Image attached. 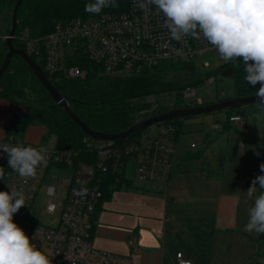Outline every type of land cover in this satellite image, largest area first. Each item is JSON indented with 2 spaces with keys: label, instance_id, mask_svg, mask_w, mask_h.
Instances as JSON below:
<instances>
[{
  "label": "built area",
  "instance_id": "1",
  "mask_svg": "<svg viewBox=\"0 0 264 264\" xmlns=\"http://www.w3.org/2000/svg\"><path fill=\"white\" fill-rule=\"evenodd\" d=\"M18 39L29 56L44 60L45 71L51 76L61 73L68 79L83 78L85 70L68 65L69 58L77 54L102 67L106 74L120 76L140 73L165 61L193 63L202 83H215L214 77L203 74L209 65L201 60L204 51L214 48L203 38L171 39L164 26L163 14L154 5L140 9L134 0H127L122 11L77 17L67 24H59L45 37L33 38L26 30ZM194 86L174 91L180 96L176 106L166 108L167 112L202 106L200 100L195 105L185 102L197 96ZM144 104L146 107L139 112L137 123L148 119L146 114L160 108L156 95L145 97ZM231 121L242 122V118L234 116ZM152 127L155 128L154 135ZM214 127L219 129L221 126L216 124ZM174 133V125L162 122L147 127L142 138L124 145L85 139L88 154L84 157L79 150L45 147L47 163L38 167L34 177H20L8 167L0 191L22 190L26 197V205L13 215V221L38 250L49 256L52 264H132L129 256L100 251L93 246V219L103 199L98 174L112 172L116 180L119 181V176L126 180L132 165L139 181H154L160 174L168 176L173 169L175 147L171 142H176ZM17 144L41 147L12 134L0 141V145ZM192 148L196 146L192 145ZM93 152L95 156L91 157ZM7 162V154L0 150V164ZM58 172H70V176L56 187L52 182L58 178ZM43 187L47 197L46 213L58 218L55 227L44 225L36 217V200ZM128 244L135 247L137 239L131 238ZM176 264H192V261L178 253Z\"/></svg>",
  "mask_w": 264,
  "mask_h": 264
},
{
  "label": "trees",
  "instance_id": "2",
  "mask_svg": "<svg viewBox=\"0 0 264 264\" xmlns=\"http://www.w3.org/2000/svg\"><path fill=\"white\" fill-rule=\"evenodd\" d=\"M17 2L18 0H0V13L5 8H10L13 12ZM92 2L94 0H24L17 15L18 28L13 39L15 48L26 50L23 42L18 39L26 30L29 31L31 37L42 38L54 31L57 25L67 24L77 17L89 18L104 13L118 12L124 10L127 6V0H116L118 7L104 8L99 14H93L85 11V5ZM6 52L7 46L4 43V50L0 51V67ZM30 57L51 79L61 96L69 102L76 116L91 130L103 134L121 133L137 124L140 118L139 112L146 107L142 102L145 97L170 94L174 91L180 92L186 86L203 82L193 63L165 61L152 69L120 76L106 74L102 67L92 63L82 55L75 54L69 58L68 65H77L86 71V75L83 78L68 79L61 73L51 76L45 71L42 58L33 55ZM229 66L233 68L231 79L233 81L234 96L232 98L255 96L260 85L257 84L252 87L244 79L246 73L244 72L243 61L236 59L228 62L218 72L221 73ZM27 89L32 92L33 98L29 103H23L26 108L24 114L11 117L7 134L20 137L31 126L41 125L46 129V133L42 138L44 143L50 137H54L57 148L79 150L83 157L86 156L88 153L85 139L93 142L99 140L88 137L75 124L68 114L48 95L26 62L20 56L15 55L9 68L0 77V99L20 103L19 100L27 96ZM261 105L264 109V104ZM244 108L238 107L227 110L229 114H232L228 125L225 127L227 130H229L232 117H243ZM166 112V109L160 107L152 113L146 114L145 117L151 118ZM187 118L163 122L175 126L176 142L182 134V128ZM146 129L133 132L126 138L114 140V143L124 145L138 140L142 138ZM94 156L93 152L91 157ZM261 163H264V132ZM214 167L216 166L211 161H203V177L213 176ZM7 168L8 162L5 165L0 164V184ZM219 168L221 169V167ZM262 174L264 173L260 170V175ZM98 182L103 192L102 202H104L111 200L113 193L125 185L127 180L123 176H119L118 181L116 175L109 172L98 174ZM258 239L264 242V234H258Z\"/></svg>",
  "mask_w": 264,
  "mask_h": 264
},
{
  "label": "crops",
  "instance_id": "3",
  "mask_svg": "<svg viewBox=\"0 0 264 264\" xmlns=\"http://www.w3.org/2000/svg\"><path fill=\"white\" fill-rule=\"evenodd\" d=\"M25 111L18 103L0 99V141L7 137L11 117ZM43 136L34 125L22 139L38 145ZM210 161L221 167L219 173L205 178L202 165L200 171L190 174L181 206L180 193L171 188L180 178L173 175V169L168 176L160 174L158 182V178L140 181L136 187L127 182L116 191L133 186L134 192H125L122 200L112 196L95 213L93 246L129 256L132 264H176L178 253L192 264H252L257 259L256 264H264V242L257 233L244 231L247 211L242 190L232 192L224 181L223 165ZM133 237L137 244L130 247Z\"/></svg>",
  "mask_w": 264,
  "mask_h": 264
},
{
  "label": "clouds",
  "instance_id": "4",
  "mask_svg": "<svg viewBox=\"0 0 264 264\" xmlns=\"http://www.w3.org/2000/svg\"><path fill=\"white\" fill-rule=\"evenodd\" d=\"M140 9L149 5L163 14L170 38L180 41L191 36L203 38L224 62L241 59L244 79L255 87L256 97L264 104V0H134ZM118 7L116 0H94L85 5L88 13ZM0 133H3L0 130ZM7 154L8 167L20 177H34L38 167L47 163V149L17 144L0 145ZM258 154V153H257ZM264 173V163L260 164ZM9 187V186H8ZM261 190L258 195L257 190ZM249 208L244 231L264 234V174L257 176L246 191ZM22 190L0 191V264H52L14 221L13 215L25 206Z\"/></svg>",
  "mask_w": 264,
  "mask_h": 264
},
{
  "label": "rangeland",
  "instance_id": "5",
  "mask_svg": "<svg viewBox=\"0 0 264 264\" xmlns=\"http://www.w3.org/2000/svg\"><path fill=\"white\" fill-rule=\"evenodd\" d=\"M12 27V9L5 8L0 13V51L4 50L5 38L9 35ZM202 63H207L209 66L204 68L203 74L205 76H212L215 78V83L206 85L199 83L194 86L197 96L187 99L185 102H192L197 104L200 100L203 104H213L222 101L223 99L232 98L234 96L233 81L231 78L222 77L218 70L227 64L218 55L215 49L204 51L201 54ZM27 96L20 99L18 103L23 106V103L30 102L33 94L27 89ZM180 95L177 92L170 94H163L158 96V104L160 107L166 109L170 106H176ZM144 103V100H142ZM232 114L227 110L215 113L205 114L197 117L187 118L182 128V134L177 142L171 144L175 147V154L173 156V175H178L180 178L171 186L175 188L178 194L179 206L185 202L187 186L189 184L190 174L195 171H200L203 161H210L211 159L220 162L223 165V178L227 186L232 192L242 190L245 198L247 222L249 219L248 210L253 206L255 195H258L260 190L252 199L246 195V191L251 186L254 178L260 175L262 140L264 132V109L261 104H253L246 106L243 111L242 122H230L229 130L225 127L230 121ZM220 124L219 129H215V125ZM152 135L155 134V128L152 127ZM38 132L45 134L44 126L36 125ZM45 129V130H44ZM22 138V136H20ZM102 141V140H99ZM56 144L55 138L50 137L47 142L39 140V146L54 148ZM195 145L197 148H192ZM258 153V154H257ZM214 167V174L219 173L218 165ZM70 172H58V178L53 180L52 184L59 187L65 180L69 179ZM160 178L156 180L159 181ZM127 182H132L134 187L140 184L136 175L134 174L133 166H129L128 174L126 176ZM185 183L187 185H185ZM130 186V187H133ZM125 187V188H130ZM121 189L116 191L113 195L114 199L122 200L125 192H134L133 189ZM36 203V217L37 219L49 227H55L58 223L57 216H49L46 213L47 197L45 195L44 187L40 190ZM187 212V211H185ZM228 216V213H227ZM233 216V214H232ZM255 233V232H252ZM263 243V242H262ZM261 256V255H259ZM258 256V257H259ZM264 260V254H262ZM253 262L252 264H256Z\"/></svg>",
  "mask_w": 264,
  "mask_h": 264
},
{
  "label": "water",
  "instance_id": "6",
  "mask_svg": "<svg viewBox=\"0 0 264 264\" xmlns=\"http://www.w3.org/2000/svg\"><path fill=\"white\" fill-rule=\"evenodd\" d=\"M24 0H18L16 3L13 12H12V27L10 29L9 35L5 39V43L7 46V52L4 57V60L0 67V77L3 73L9 68L11 60L13 56L17 55L20 56L26 64L31 69L32 73L36 76L40 84L43 86L45 91L48 95L54 100V102L64 110L66 114L78 125L81 130L90 138L95 140H102V141H114L121 138H126L131 133L136 132L138 130L156 125L158 123H162L168 120L173 119H183L187 117H197L205 114L215 113L219 111L229 110L238 107H246L253 104H261L258 101V98L255 96H249L244 98H231L219 101L218 103L207 104L202 106H197L194 108L188 109H174L167 113L148 118L142 122H139L129 128L128 130L117 133V134H103L99 132H95L91 130L87 125H85L73 112L71 109L69 102L64 99L61 94L58 92L56 87L53 85L52 81L47 77L43 69L31 59V57L25 52L23 49L15 48L13 44V39L15 37L16 30L18 28V10L23 3ZM233 74V68L231 66L227 67L221 72L222 77L231 78Z\"/></svg>",
  "mask_w": 264,
  "mask_h": 264
}]
</instances>
